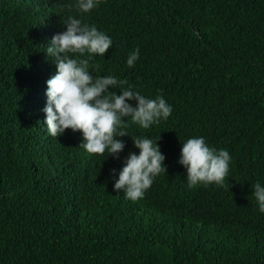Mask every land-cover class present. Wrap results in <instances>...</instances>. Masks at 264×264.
Instances as JSON below:
<instances>
[{
	"label": "trees",
	"instance_id": "1",
	"mask_svg": "<svg viewBox=\"0 0 264 264\" xmlns=\"http://www.w3.org/2000/svg\"><path fill=\"white\" fill-rule=\"evenodd\" d=\"M74 4L0 0V264H264V214L251 196L264 184V0H102L88 13ZM70 15L113 41L89 61L94 76L172 106L158 125L129 119L124 129L160 138L166 157L137 202L110 175L139 151L130 135L118 160L88 154L79 132L47 134L56 65L45 50ZM194 136L229 152L223 187L187 186L178 159Z\"/></svg>",
	"mask_w": 264,
	"mask_h": 264
},
{
	"label": "clouds",
	"instance_id": "2",
	"mask_svg": "<svg viewBox=\"0 0 264 264\" xmlns=\"http://www.w3.org/2000/svg\"><path fill=\"white\" fill-rule=\"evenodd\" d=\"M102 0H75L78 13H88L98 7ZM65 30L55 33L46 46V55L56 65V73L46 81L45 113L47 134L57 138L71 130L79 132V144L88 154L121 159L126 143L120 137L130 135L124 129L130 119L141 129H149L166 121L172 106L162 95L155 98L142 95L126 80L114 75L94 76L89 71V61L94 56L106 54L113 41L95 25L69 16L63 23ZM79 57V58H77ZM140 57L136 48L126 59L129 68ZM119 89L120 94L110 91ZM133 147L122 159V166L110 169L113 189L123 192L124 199L137 202L161 173L167 172L165 155L158 144L145 136L130 135ZM231 156L226 149H217L206 142L203 136L186 139L181 146L178 163L186 169L189 188L202 185L223 187L229 175ZM118 177V178H117ZM251 196L258 212L264 214V184L251 185Z\"/></svg>",
	"mask_w": 264,
	"mask_h": 264
}]
</instances>
